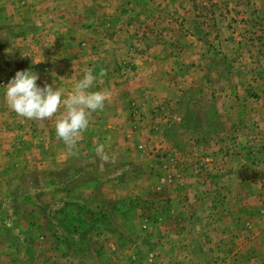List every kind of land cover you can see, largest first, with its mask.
<instances>
[{"label": "rangeland", "instance_id": "rangeland-1", "mask_svg": "<svg viewBox=\"0 0 264 264\" xmlns=\"http://www.w3.org/2000/svg\"><path fill=\"white\" fill-rule=\"evenodd\" d=\"M70 3L0 24V264H264V0ZM26 69L110 93L72 149L5 103Z\"/></svg>", "mask_w": 264, "mask_h": 264}, {"label": "clouds", "instance_id": "clouds-1", "mask_svg": "<svg viewBox=\"0 0 264 264\" xmlns=\"http://www.w3.org/2000/svg\"><path fill=\"white\" fill-rule=\"evenodd\" d=\"M38 79V74L32 70H17L6 84H2L4 101L17 115L33 120L53 118L62 108L54 121L55 135L72 149L89 127L90 114L104 108L110 93L92 90L97 77L91 69L85 70L82 78L67 92L57 87L56 79L42 85L37 83ZM95 151L103 153L104 145L98 144Z\"/></svg>", "mask_w": 264, "mask_h": 264}, {"label": "crops", "instance_id": "crops-1", "mask_svg": "<svg viewBox=\"0 0 264 264\" xmlns=\"http://www.w3.org/2000/svg\"><path fill=\"white\" fill-rule=\"evenodd\" d=\"M81 1H85V0H81ZM7 2V3H6ZM6 4H4V6L2 8H0V12H2V15L0 17V24L4 23V24H9L11 23L12 21L16 20L17 17H16V11L18 10V8H23L21 10H33L34 8L33 7H41L39 5L40 2H44L45 5L49 6L50 7V10H53V9H58V8H62V4L65 3L66 5H68V9H75V7H77V4L76 5H73V3L69 4V2H73V0H13V2H10L9 0H6ZM14 2H23V6H17L15 5ZM37 2V3H35ZM5 12V13H4ZM67 12V11H66ZM71 14H73V10H70ZM39 14H43V11L42 12H38ZM37 13V14H38ZM39 19V17L36 19V21ZM49 22L51 24H53L55 21H53L51 18H48ZM89 20H86L84 21L83 19H80L79 21L76 20V18H70L69 21L65 24H69V23H88ZM56 27H57V23H56ZM69 28H66V27H61L60 30L56 31L55 29L53 30H50V31H46V32H54V34H51L49 33V38L52 40L55 38V40H57L58 38V34L61 33V32H68L66 34H71V25H68ZM80 28H81V25H80ZM81 33L82 35H88L89 34V28L85 27H82L81 28ZM65 47H60V49H63ZM53 49V48H52ZM87 51H90V49H86ZM63 51H66L67 55H69V50H68V47H66V49H64ZM68 58H71V57H68ZM264 152V150L262 151V153Z\"/></svg>", "mask_w": 264, "mask_h": 264}]
</instances>
